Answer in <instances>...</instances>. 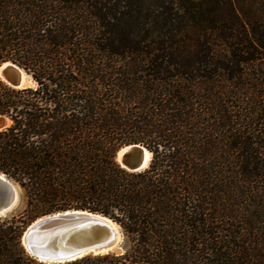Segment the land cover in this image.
<instances>
[{
  "label": "trees",
  "instance_id": "1",
  "mask_svg": "<svg viewBox=\"0 0 264 264\" xmlns=\"http://www.w3.org/2000/svg\"><path fill=\"white\" fill-rule=\"evenodd\" d=\"M0 264L37 218L98 213L119 253L51 264H264V0H0ZM140 144L149 166L115 160Z\"/></svg>",
  "mask_w": 264,
  "mask_h": 264
},
{
  "label": "water",
  "instance_id": "2",
  "mask_svg": "<svg viewBox=\"0 0 264 264\" xmlns=\"http://www.w3.org/2000/svg\"><path fill=\"white\" fill-rule=\"evenodd\" d=\"M22 72L25 71L10 61L0 65V79L11 88L29 87L23 83ZM8 121V117L0 115V130L10 125ZM146 152L140 144L126 145L116 152L115 160L129 172H140L150 163ZM19 199L20 186L0 173V217L13 212ZM21 242L26 253L37 261L64 263L88 255L119 253L123 234L119 225L106 216L71 209L37 218L26 227Z\"/></svg>",
  "mask_w": 264,
  "mask_h": 264
},
{
  "label": "rangeland",
  "instance_id": "3",
  "mask_svg": "<svg viewBox=\"0 0 264 264\" xmlns=\"http://www.w3.org/2000/svg\"><path fill=\"white\" fill-rule=\"evenodd\" d=\"M31 78V77H30ZM1 80V79H0ZM33 80H31V83H29L30 85H29V87H33V86H35V83L34 82H32ZM3 82V81H2ZM33 83V84H32ZM32 84V85H31ZM24 207H25V200H24V197H23V192H22V190H21V188H20V199H19V202H18V204H17V206H16V208L14 209V211L13 212H11L10 214H8V215H11V214H16V213H18V212H22L23 211V209H24ZM7 215V216H8ZM123 234V233H122Z\"/></svg>",
  "mask_w": 264,
  "mask_h": 264
},
{
  "label": "bare ground",
  "instance_id": "4",
  "mask_svg": "<svg viewBox=\"0 0 264 264\" xmlns=\"http://www.w3.org/2000/svg\"><path fill=\"white\" fill-rule=\"evenodd\" d=\"M22 76H23V83L25 84V86H29L30 85L29 83H31V80H32L30 78V76L28 74H26L25 72H22ZM8 124H10V121H8ZM150 158H151V153L147 150V152H146V161H147V163H149Z\"/></svg>",
  "mask_w": 264,
  "mask_h": 264
}]
</instances>
